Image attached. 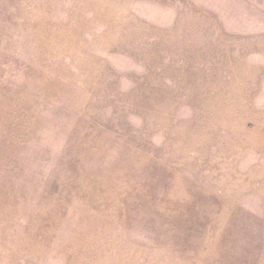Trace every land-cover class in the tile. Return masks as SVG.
Masks as SVG:
<instances>
[{"label": "rangeland", "instance_id": "obj_1", "mask_svg": "<svg viewBox=\"0 0 264 264\" xmlns=\"http://www.w3.org/2000/svg\"><path fill=\"white\" fill-rule=\"evenodd\" d=\"M0 264H264V0H0Z\"/></svg>", "mask_w": 264, "mask_h": 264}]
</instances>
